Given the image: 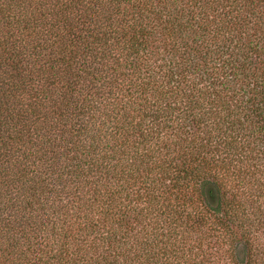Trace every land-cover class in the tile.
<instances>
[{"label":"trees","instance_id":"trees-1","mask_svg":"<svg viewBox=\"0 0 264 264\" xmlns=\"http://www.w3.org/2000/svg\"><path fill=\"white\" fill-rule=\"evenodd\" d=\"M263 232L264 0H0V264H264Z\"/></svg>","mask_w":264,"mask_h":264},{"label":"rangeland","instance_id":"rangeland-1","mask_svg":"<svg viewBox=\"0 0 264 264\" xmlns=\"http://www.w3.org/2000/svg\"><path fill=\"white\" fill-rule=\"evenodd\" d=\"M214 199H215V193H214V190H210V200H211V201H214ZM261 235H263V236H262V241H263V240H264V232H263ZM226 264H230L229 261H228V259H227V263H226Z\"/></svg>","mask_w":264,"mask_h":264}]
</instances>
